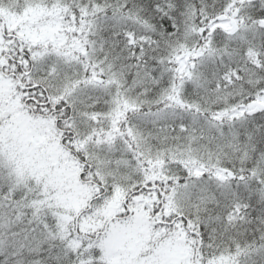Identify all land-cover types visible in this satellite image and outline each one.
<instances>
[{
    "label": "snow or ice",
    "instance_id": "obj_1",
    "mask_svg": "<svg viewBox=\"0 0 264 264\" xmlns=\"http://www.w3.org/2000/svg\"><path fill=\"white\" fill-rule=\"evenodd\" d=\"M0 264H264V0H0Z\"/></svg>",
    "mask_w": 264,
    "mask_h": 264
}]
</instances>
